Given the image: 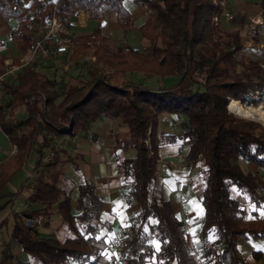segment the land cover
<instances>
[{"label":"trees","instance_id":"obj_1","mask_svg":"<svg viewBox=\"0 0 264 264\" xmlns=\"http://www.w3.org/2000/svg\"><path fill=\"white\" fill-rule=\"evenodd\" d=\"M132 1L147 9L138 29L149 43L140 49L123 41L113 51L106 46L108 37L100 25L105 14L114 10L124 33L135 27L123 0H0V15L16 20L8 36L22 54L36 42L34 22L57 15L69 25L73 15L87 11L97 25L89 34L72 35L73 46L65 54L73 60L94 55L100 64L62 90L41 70L44 62L38 67H21L14 81L9 76L2 78L3 90L11 96L6 102L0 97V125L15 151L0 162V198L10 197L0 209L16 194L4 190L10 176L31 152L36 154L32 168L36 175L27 196L31 207L9 214V235L20 250L15 253L7 247L0 264H99L100 232L102 227H110L102 217L103 198L94 180L63 182V164L71 163L77 169V163L68 155L59 157L54 140L64 136L96 140V133L89 130L105 115L117 118L128 129L127 135L115 133L109 151L125 202L137 204L132 232L117 257L118 264H254L241 250L239 240L264 239V215L257 211L264 205V179L259 170L246 169L243 163L264 168V125L230 112L227 104L230 98L246 103L264 98V66L257 57L246 60L242 54L246 41L256 46L261 40L264 23L236 13L238 28L244 23L249 26L242 36L238 29L227 31L219 23L225 18L222 0ZM259 4L264 16V0ZM5 58L0 50V73ZM125 72L170 80L161 85L132 77L111 82L113 76ZM254 89L259 90L255 98L251 97ZM21 105L26 112L16 117L14 108ZM161 115L180 117L181 131H160ZM177 140L187 142L189 167H199L198 255L188 244L185 226L170 198L156 186L161 146ZM46 149L52 157L43 162ZM232 187L246 198L244 203ZM53 209L71 232L62 239L24 220L49 215ZM149 225L157 234L158 248L146 237ZM253 252L259 260L262 250Z\"/></svg>","mask_w":264,"mask_h":264},{"label":"rangeland","instance_id":"obj_2","mask_svg":"<svg viewBox=\"0 0 264 264\" xmlns=\"http://www.w3.org/2000/svg\"><path fill=\"white\" fill-rule=\"evenodd\" d=\"M222 1L225 4V0H222ZM242 6L241 5H239V7L231 6L230 8V5H226V6L224 5V8L222 9V11L224 12V10L233 9L236 13H244L246 15L247 20H249L248 19L249 16L256 15L255 12L252 10V6H254V2L251 1L249 3H246L245 6L243 7ZM235 17L236 16L229 18V19L224 18L219 23L221 24V26H223V29L227 31H233L236 29L239 30L242 27L238 28L235 22ZM123 41H126V40H122V39L113 40L112 39L106 42V46L108 47L109 50L114 51L119 45L123 43ZM97 44L98 42L96 41V45ZM137 45L140 46V49H144L148 44L142 45L137 42ZM97 46H99V44ZM242 54H243V58L246 60L252 57H257V59L261 62V65L262 63H264V50H262V46L261 47L254 46L253 43L246 44L245 48L242 51ZM68 56L69 54H64L60 56V58L52 57L50 60L46 61L43 64L44 66L42 69H41V66L39 68L48 77H50L51 79H54L55 82L57 83L56 86L57 87L60 86L61 90L65 88L66 85H68L69 83H75L81 79H84L85 77L88 76L89 71L93 70L96 66L97 67L100 66V64H98V62L95 61L94 55H87L77 60H73ZM105 72L107 74L110 71L109 69H106ZM130 77H132L134 80H143V82L153 84V85H161L165 81L168 82V80H170V79H165V78L163 79L157 76L147 78L143 76L141 73L125 72L124 74H118V75L113 76L111 78V82L117 83L122 78H130ZM185 81H186L185 83H189L188 79H186ZM8 97H9L8 94L4 95L1 98V101L6 102ZM60 98L61 97H59L58 99ZM236 100L246 107L261 105L262 111H264V98H262L257 103H246V102H241L239 99H236ZM228 104H229V100H228ZM228 104H227L228 110L230 112H233L229 109ZM25 112H26V108L22 105L14 108V114L16 117H20L24 115ZM233 113L238 116L244 117V118L257 120L262 125H264V119H261L257 116H245V115H241L235 112ZM108 124H111V127H114V135L115 133H120L121 135H127L126 134L127 130L122 131V128L125 125L122 124L117 118L113 117L111 122L105 121L103 125H106L107 127ZM181 124H182V119L178 116L161 115L159 124H158V129L160 131H167V132L171 131L177 134L181 131ZM98 127H99V124L93 123L89 131L92 132ZM111 127L110 128L107 127L106 129L110 131ZM76 142L77 140H75V137L70 138V139L68 136H64L63 138L62 137L56 138L54 140V143L56 146V150L59 153V157L65 158L68 155L76 163L81 162V159L77 157V155H75L76 154L75 150L78 146ZM113 142H114V138H113ZM176 144L178 145L183 144L182 146H179V147L177 145V151L175 153L176 157L165 160V163H163V161L161 160L160 161L158 160V162L161 163L159 165H162L163 163V167L161 166L159 168L160 170L158 171V180L156 182V186L161 188L162 193L165 197L170 198L178 217L181 219V221L183 222L185 226L188 244L190 248L192 249V251L198 255L199 247L196 245L197 239L199 238V231L197 230L198 229L197 219L202 210V205L200 201L198 202V197L196 196L193 190H194V187L197 188L198 186H200V184H198L197 182L198 180L197 174L199 171V167L197 166L194 168H190L187 162L186 169L181 168L177 157L181 153L185 156V153H186L185 145L187 144V142L177 140ZM9 149H10V145L8 144L6 138L4 137V134L0 132V162H2L5 159L6 152ZM45 151L46 152L44 154L43 159L49 160L50 158L48 157H52V153L48 149H46ZM165 152L166 151L162 150L161 148L160 153L163 156L165 155ZM109 153L112 154L110 151ZM34 163H35V155L33 152H31L28 155L26 162L20 168L15 170L10 176L9 183H10V188H12V190H14L15 192L19 191L21 189L22 184L27 180H30V181L26 183V186L24 187V189L30 188L29 185L32 179L34 178V176L36 175V173H33V174L31 173ZM171 167H175V168H171ZM62 169H64L68 173H71L72 175H76L75 174L76 169L73 168L71 163H68V165H65ZM62 180L63 182L66 183V185H71L73 183L74 184L76 183L70 180L68 176L62 177ZM73 186H74L73 187L74 193L72 192V197L74 198L75 185ZM186 186L190 187L191 190L193 191V195L190 196L189 199L185 196L183 192V187H186ZM232 192L236 194V196L242 203L246 201V198L243 195H241L239 192H237V190L234 187H232ZM6 200H4V198L0 199V205H2ZM26 202H27L26 198L23 199L22 197L15 198L14 200V203L20 209L22 206L26 207L27 205ZM184 203H185L186 208L184 207ZM120 206H121V210L119 213L122 214L119 216L120 224L116 223L118 219L116 218L114 221L112 220V222H110L109 228L102 227L101 229V232H100L101 240L99 242V245L102 247V256L99 260V264H103V261L111 262V264H118L117 257L118 255H120V253L125 248L126 239L132 232V223L134 221V216L136 212V204L131 203L128 205V203L125 202L123 196L121 195ZM183 209H186L189 211L187 212V211H184ZM10 213L11 212L8 213L7 222H4V223L2 222L0 224V258L2 256V253L9 246L12 248V250L15 253H17L20 250V247L17 244H15V241L11 240L10 235H9V230L12 224L11 216H9ZM57 217L58 216L56 214V209H53L50 213V216L47 218H44L43 223L40 226H38V229L41 230L45 234H51V235H54L62 239L66 235L71 234V232L68 230V228L63 222H59ZM156 236L157 234L155 233L153 227L149 225L147 228L146 237L148 239H151L155 243V246L158 247ZM251 242H254L255 244L256 241L254 239L240 240L239 244H240L241 250L247 256L250 262L254 264L256 263L264 264V260L261 259L257 261L254 259V256H253L254 252L252 251L253 250L252 248H255V245L252 244ZM151 263L152 262H147V264H151ZM72 264H75V263H72Z\"/></svg>","mask_w":264,"mask_h":264},{"label":"crops","instance_id":"obj_3","mask_svg":"<svg viewBox=\"0 0 264 264\" xmlns=\"http://www.w3.org/2000/svg\"><path fill=\"white\" fill-rule=\"evenodd\" d=\"M127 1V2H126ZM254 2V6H252V10L255 12V14H261L262 13V7L259 4V0H225V6L230 5L234 7L239 5L245 6L246 3L249 2ZM124 4L129 8L132 14L133 22H134V28L132 30H129L127 32H123L119 22L117 21V16L116 12L114 10L108 11L105 14L104 20L102 21V24L100 25L101 27V32L108 37V41L114 40V39H122L126 40L129 45L135 47V48H140V46L137 45V42L146 45L149 43V41L142 36L140 30L138 29V26L145 20L146 14H147V9L145 6L134 3L132 0H123ZM242 6V7H243ZM250 9V8H249ZM253 12V13H254ZM35 23L33 24V33L35 35V39H39L41 32L34 30L35 29ZM16 24V20L14 18H9V19H4L0 15V50L1 52L6 54V58L4 60H11L15 63H18L20 58L27 55L20 53L17 48L13 45L10 37L8 36V31L12 26ZM97 25V21L90 19L89 13L85 10L79 11L77 14L73 15L72 21L69 24L70 27V34L72 35H82V34H89L93 28ZM249 31V26L248 24H244L242 28L239 29V34L240 35H245ZM259 36L261 40L255 44L256 46L261 47L264 45V31L259 32ZM136 43V44H135ZM252 43L251 41H246V44ZM73 44L71 45V47ZM70 47V48H71ZM57 58V57H56ZM60 58V56H58ZM47 60V59H46ZM46 61H44L45 63ZM12 79V78H11ZM13 81L16 80L12 79ZM6 95L4 90H3V96ZM11 96V94H8ZM2 96V97H3ZM9 106H5V109L8 110ZM111 116L105 115L102 116L94 121L95 124H99V127L94 130V132L97 135L96 140H91L89 137H83V136H77L75 137V140H77V148H76V154L77 157L81 159V162L77 163V169L75 171L76 175H72L71 173L66 172L64 169V173L68 176L70 180L74 182H79L83 181L84 179L87 180H94L96 183V190L101 194L103 198V211H102V217L109 222L114 221L116 218L118 224H120V218L119 216L122 215L120 214L121 206H120V200H121V195H122V186L121 182L117 176L116 173V166L113 161V155L109 153V147L113 143V138H114V127H111V124H108V128L111 127L110 131L106 129V125H103L105 121H112ZM101 125V126H100ZM113 129V130H112ZM128 130L126 126L122 128V131ZM0 132L4 134V137L6 138L8 144L10 145V149L6 152L5 159H8L15 151V145L10 143L8 140L7 135L3 132L2 129H0ZM77 138V139H76ZM177 145L176 142L174 143H165L161 146L162 150L166 151L165 155L163 156L160 153V159L159 161H163L165 163V160H168L170 158H174L175 153L177 151ZM161 150V149H160ZM34 155H36L34 153ZM47 161L43 159V162ZM159 165L161 163L158 162V169L162 166ZM169 164V163H168ZM65 165H68V163L63 164V167ZM170 166V165H169ZM60 167V164L58 165V168ZM243 167L246 169L252 170V171H257L259 170L262 174V179H264V168L257 167L252 164H247L246 162L243 163ZM175 168V167H171ZM160 170V169H159ZM33 174V169L31 171ZM78 180H77V179ZM30 180L25 181L21 189L16 192L15 196L11 198V200L6 204V206L2 209H0V224L3 222V220L8 216V213L11 211H21L23 209L30 208V203L27 200V196L30 193V188L24 189L26 186V183H28ZM6 191H14L12 188H10V183L8 182L6 187L4 188ZM25 190V191H23ZM200 186L197 188L194 187V192L196 196L198 197V202H199V196H200ZM193 191L191 190L190 187L186 186L183 187V192L185 196L189 199L190 196L193 195ZM264 195V191L261 193ZM22 197L23 199L26 198V208L21 207L18 208V206L14 203L15 198ZM4 198V200L10 199V197L5 196L1 197L0 199ZM117 204V205H115ZM1 206V205H0ZM188 206V205H186ZM185 207V203H184ZM183 207V208H184ZM137 208V204H136ZM174 208V207H173ZM186 208V207H185ZM175 210V209H174ZM184 211H189L186 209H183ZM257 211L264 215V205L258 206ZM57 218L59 222L60 216L56 210ZM45 218L49 217V215H44ZM197 230L199 231L200 229V223L197 224ZM41 231V230H40ZM198 240V239H197ZM242 240V239H241ZM245 240V239H243ZM256 242H251L252 244L255 245V248H252L253 250L260 249L262 250L261 258L259 260H264V239H254ZM157 241V239H156ZM250 241V240H249ZM253 241V240H251ZM153 242V241H152ZM240 242V240H239ZM158 246L159 242L157 241ZM154 246L155 243L153 242ZM155 248H158L155 246ZM252 250V251H253ZM258 261V260H257ZM105 261H103L104 263ZM257 264V263H256Z\"/></svg>","mask_w":264,"mask_h":264},{"label":"built area","instance_id":"obj_4","mask_svg":"<svg viewBox=\"0 0 264 264\" xmlns=\"http://www.w3.org/2000/svg\"><path fill=\"white\" fill-rule=\"evenodd\" d=\"M221 4L224 5L223 1H221ZM235 14L236 12L233 9L224 10L223 12L226 19L234 17ZM248 19L254 23H264V16L261 14L249 16ZM213 20L218 21V16H214ZM35 25L34 30L40 31L41 35L40 38L36 40L34 46L27 53V55L21 57L18 63L11 60L3 61V72L0 73V97L3 95V77L9 76L14 79L16 78V73L21 69V67L25 65L38 67L42 62L52 56L56 57L64 55L72 45L69 25L60 21L57 15H54L47 21H37ZM262 50H264V45H262ZM262 65H264V63H262ZM258 95L259 90L254 89L252 97H256ZM181 154L178 155L177 159L180 163V167L186 169L187 160L185 156ZM44 218L45 216L40 214L34 217H25L24 220L29 226H40L43 223Z\"/></svg>","mask_w":264,"mask_h":264},{"label":"bare ground","instance_id":"obj_5","mask_svg":"<svg viewBox=\"0 0 264 264\" xmlns=\"http://www.w3.org/2000/svg\"><path fill=\"white\" fill-rule=\"evenodd\" d=\"M228 107L231 111L245 115V116H257L261 119H264V111H262V106H243L237 100L230 98Z\"/></svg>","mask_w":264,"mask_h":264}]
</instances>
